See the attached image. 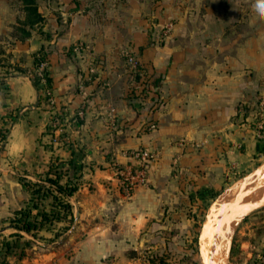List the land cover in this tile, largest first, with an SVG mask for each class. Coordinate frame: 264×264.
<instances>
[{"label":"crops","instance_id":"obj_1","mask_svg":"<svg viewBox=\"0 0 264 264\" xmlns=\"http://www.w3.org/2000/svg\"><path fill=\"white\" fill-rule=\"evenodd\" d=\"M174 2L0 0V60L7 62L0 65V129H9L0 156V228H7L6 222L30 198L20 173L49 170V160L55 159L72 162L65 167L79 184L71 199L77 222L72 240L84 239L76 249L92 254L138 251L143 244L139 239L158 237L160 221L171 216L166 210L174 202L165 195L164 179L175 156L184 159L193 151L180 156L176 142L235 141L237 134L226 135L223 128L239 95L226 93L224 72L130 75L124 70L125 54L148 60L146 46H155L160 30L178 15ZM33 8L43 19L40 23H30ZM78 44L89 46L88 63L74 51ZM152 50L158 58L164 56L163 50V56L159 49ZM40 51L48 60L51 100H43L28 75L6 73L31 72ZM89 64L95 74H89ZM210 122L216 128H210ZM34 141L44 151L43 168L40 161L25 163L32 158ZM259 146L255 143L256 149ZM140 148L157 159L146 166V185L127 201L115 183L114 164H136L132 154ZM234 156L230 151V161ZM215 171L224 178L225 159L216 163ZM241 249L247 261L262 254L264 235ZM33 262L44 264V256Z\"/></svg>","mask_w":264,"mask_h":264},{"label":"rangeland","instance_id":"obj_2","mask_svg":"<svg viewBox=\"0 0 264 264\" xmlns=\"http://www.w3.org/2000/svg\"><path fill=\"white\" fill-rule=\"evenodd\" d=\"M255 3L256 0H175L178 15L160 30V38L155 46H146L149 51L148 60L146 57L123 55L124 70L130 75L138 71L224 72L225 81L229 83L226 85V93L234 92L235 95H239L235 106L231 109L233 115L228 120L229 124L223 126L225 129L223 133L226 135L237 134L238 137L234 142L227 139L219 142L209 140L203 143L189 140L176 142L177 148L181 151L180 156H183L184 152L193 151L188 152L184 159L179 158V154L175 156L171 164V174L164 179L165 195L170 198V202L172 199L174 204L166 210V216L170 213V218H165L159 223L160 235L140 238L139 244H143L138 251L92 254L76 249L84 238L78 236L72 240L77 228L74 215L72 217L74 222L71 224L68 221L43 224L34 231L36 238L25 233L22 238L12 237L11 234L15 231L5 229L3 225L0 228L4 230L0 232V264H24L23 262L28 260L29 264H35L33 259L39 260L43 256L44 264H204L200 239L205 222L218 199L212 196L238 182L251 183L256 179V174L257 177L261 175V170L264 168V19L255 12ZM152 47L159 49L161 56L164 52V56L158 58L154 55ZM42 54L44 55L43 51L37 54L31 72L16 69L6 73L28 75L32 81L39 77L42 79L40 87L43 97L44 94L47 95V92H43L46 70H41L44 61L39 66L36 64L37 58ZM0 55L2 56V52ZM78 55L85 63L90 61L88 54ZM129 56L137 60L136 68L130 65ZM5 63L0 60V65ZM91 64L88 70L92 67ZM9 66L13 69V65ZM205 78L210 80L211 76ZM209 126L216 128L211 122ZM2 130L8 139L9 129L2 128ZM255 143H261V146L256 149ZM36 144L34 141L32 158L26 159L25 163L29 164L32 160L31 163L35 164L40 161L43 168L44 157L41 159V154L44 151ZM233 145L234 150H232ZM140 150L146 149L140 148L136 151ZM230 151L235 152L233 161L229 158ZM191 153L194 154L193 157L189 156ZM222 159H225L227 167L224 178L215 171L216 163ZM52 162L56 163V160H49L48 165ZM155 162L151 161L148 164ZM138 165L139 162L136 160L134 166ZM115 167L124 169L125 166L114 164L113 177L118 191L127 201L131 200L135 190L146 184L136 187L131 195L127 196L122 191ZM47 171L43 168L37 173H20L19 179L28 189L29 200L33 196L27 184L45 180ZM168 183L171 184V188H168ZM214 185L219 187L216 189ZM41 195L42 193L37 197ZM52 203L50 197L43 199L42 205L33 210V215L36 218L38 216L40 220L39 213L52 212ZM23 208L24 206L21 209ZM10 220L6 222L7 226L10 225ZM230 225H234V229L228 231L226 236L230 235L223 245V248H226L228 244L229 252L225 264H259L261 254L247 261V255L241 248L264 235V207L238 218ZM215 238H217L215 244H218L220 236ZM6 241L18 242V246L7 251L4 245ZM28 242L33 243L28 244ZM151 243L154 247L148 248L147 244ZM225 251L226 249L222 250L223 255Z\"/></svg>","mask_w":264,"mask_h":264},{"label":"trees","instance_id":"obj_3","mask_svg":"<svg viewBox=\"0 0 264 264\" xmlns=\"http://www.w3.org/2000/svg\"><path fill=\"white\" fill-rule=\"evenodd\" d=\"M32 4V2H31ZM32 17L30 19V23H40L43 19L40 14L37 12L36 8L32 9ZM48 62L46 55L42 54L41 57L37 58L36 64L39 66L42 62ZM140 74L141 72H136V74ZM139 76V75H138ZM41 82L42 79L39 77L34 78L33 83L34 86L41 92ZM48 90L51 92L52 90V80L50 78V74L48 69H46L44 73V93ZM49 99V96L44 94L43 99ZM5 132L0 129V137H1V146H0V156L4 151L6 144L8 142L7 136L4 134ZM66 164L69 167L72 165V162H65L56 160V163L52 162L49 165V170L47 171V178L45 180H41L40 183H28L27 186L31 191L33 196L32 199L29 200L24 205L23 209L15 212L14 217L10 220V225L5 229H11L15 232L11 234L12 237L22 238L23 233L31 235L33 238H36V234L34 231H37L43 224L47 222H56V221H68L70 224L74 222L73 217V206L71 204L72 197L76 194L79 189V184L74 183L71 178V171L69 167H65ZM42 193L41 196L38 194ZM222 191L216 192L212 196V198H216L221 195ZM51 198L53 203L52 212H41L38 216L33 215V210L38 209V207L43 201V199ZM40 199V200H39ZM38 200L40 203H38ZM63 212V214H62ZM18 242H4L7 251H11L14 249ZM33 242H28V244H32Z\"/></svg>","mask_w":264,"mask_h":264},{"label":"water","instance_id":"obj_4","mask_svg":"<svg viewBox=\"0 0 264 264\" xmlns=\"http://www.w3.org/2000/svg\"><path fill=\"white\" fill-rule=\"evenodd\" d=\"M264 168L261 170L263 173ZM242 194H239L235 205V208H232L229 212L224 213L223 215L217 216L216 218H208L205 222L204 230L200 239V248L203 252L204 264H225L222 258L223 245L226 241V234L228 230L224 229V226L228 222H235L238 218L251 214L252 212L261 209L264 207V198L255 204L250 205L249 207H242L241 204ZM234 207V206H233ZM215 225V226H213ZM233 227V226H231ZM216 234H209V232ZM215 236L219 237V243L215 244Z\"/></svg>","mask_w":264,"mask_h":264},{"label":"built area","instance_id":"obj_5","mask_svg":"<svg viewBox=\"0 0 264 264\" xmlns=\"http://www.w3.org/2000/svg\"><path fill=\"white\" fill-rule=\"evenodd\" d=\"M90 48L87 45L83 44H78L74 47V51L77 54H85L89 52ZM129 63L133 68H136L138 65L137 60L129 56ZM48 68V64L44 62V64L41 65V70H46ZM96 70L93 67L89 68V74H95ZM47 92V95L49 96L51 100V92L50 91H45ZM154 128V127H152ZM133 158L139 162L138 166H128L123 168H116V176L118 177V180L120 182V185L122 187V191L127 196H130L132 191L140 185L146 184L148 181V170L146 169V166L148 163L151 161L156 160V156L154 153L148 151V150H140L136 151L133 153ZM259 264H264V252L261 254L259 258Z\"/></svg>","mask_w":264,"mask_h":264},{"label":"bare ground","instance_id":"obj_6","mask_svg":"<svg viewBox=\"0 0 264 264\" xmlns=\"http://www.w3.org/2000/svg\"><path fill=\"white\" fill-rule=\"evenodd\" d=\"M253 175H255V174H253ZM239 194H242V200H241V204H240L242 207L243 206L249 207L252 204L260 202L264 198V171L259 177H257V174H256V179L253 180L249 184L247 182H243V183L238 182L234 186L227 188L219 196V198L216 200V202L214 203L212 211H210L211 214H210L209 218L214 219L217 216L223 215V213L229 212L232 208H234L233 206L235 205L236 199H237ZM249 203H251V204H249ZM231 223L232 222L226 223L224 226V229H226L228 231L233 230L234 225H232L233 227H231V225H230ZM213 233H214L213 230H211V232H209V234H213ZM229 235H227V236H229ZM227 236H226V238H227ZM215 239H217V238H215ZM224 249H226V251H225V254L222 255V258H221L222 261L226 260V258H227L226 255H227V253H229L228 252V244L226 245V248H224Z\"/></svg>","mask_w":264,"mask_h":264},{"label":"clouds","instance_id":"obj_7","mask_svg":"<svg viewBox=\"0 0 264 264\" xmlns=\"http://www.w3.org/2000/svg\"><path fill=\"white\" fill-rule=\"evenodd\" d=\"M254 10L261 19H264V0H256Z\"/></svg>","mask_w":264,"mask_h":264}]
</instances>
